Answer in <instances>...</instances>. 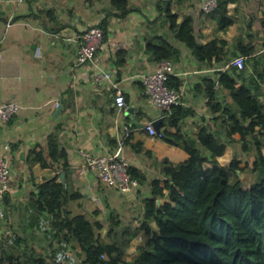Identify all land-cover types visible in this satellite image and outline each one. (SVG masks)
Segmentation results:
<instances>
[{"label":"crops","instance_id":"1","mask_svg":"<svg viewBox=\"0 0 264 264\" xmlns=\"http://www.w3.org/2000/svg\"><path fill=\"white\" fill-rule=\"evenodd\" d=\"M165 1H170L171 11L177 13V22L185 15L192 16L199 42L216 40L220 45L225 41L220 45L223 52L219 60L213 57L200 61L173 39L159 9ZM203 1L129 0L132 10L120 16L111 0H0V103L14 101L20 106L9 121L0 122V156L8 161L11 171L9 191L0 199V264H12L9 258L25 264H84L85 253L80 245L68 236L54 238L52 214L34 207L38 185L54 177L66 182L69 193L78 194L66 205L72 216L82 214L92 223H101L95 230L99 241L120 243L123 233L141 224L149 185L140 184L133 193L104 185L85 166L80 150L113 152L127 126L130 140L122 152L130 165L141 168L151 179L160 174L163 158L177 163L188 159L189 153L150 135L144 129L146 122L162 118L161 130L179 131L195 139L201 127H219L220 123L214 122L219 112L208 105L206 80L216 78L220 71L233 73L231 68L235 67L240 72L238 83L249 87L264 103V0L230 1L227 14L233 23L226 28L219 26L212 13L202 11ZM9 18L12 24L6 26ZM99 24L104 25L106 34L96 59L77 64L75 52L82 33ZM158 36L170 40L181 52L174 62L173 79L181 92L180 105L192 113L177 126L170 125L167 114L150 102L138 77L154 71L159 63L147 49V44ZM112 40L123 46L115 49ZM245 50L248 53H243ZM238 55L245 57L242 68L231 64ZM98 69L112 71L123 88L126 109L115 107L110 83L95 80ZM229 99L228 92L219 85L215 101L226 104ZM130 107L131 113L127 111ZM51 138L67 158L42 166L32 160L31 152L42 150L47 157ZM234 139L218 157L221 164L222 158L229 164L240 151V135L234 134ZM139 142L151 155L136 150ZM253 151L251 148L249 152ZM113 215L119 224L109 236ZM151 225L157 229L155 223ZM142 240V232L130 240L126 260L137 255Z\"/></svg>","mask_w":264,"mask_h":264},{"label":"trees","instance_id":"2","mask_svg":"<svg viewBox=\"0 0 264 264\" xmlns=\"http://www.w3.org/2000/svg\"><path fill=\"white\" fill-rule=\"evenodd\" d=\"M230 1L233 0H218L210 12L221 28L233 23V18L227 14ZM111 3L120 16L132 10L129 0H111ZM159 9L166 17L173 39L184 44L195 58L200 61L220 59L225 41L221 46L216 40L201 43L195 36L191 15L177 22L178 15L171 11L170 1H165ZM97 26L101 27L105 38L106 28ZM147 49L157 61L171 59L175 62L181 53L163 36L150 41ZM231 70L235 74L220 71L216 78L206 80L204 88L209 107L219 112L214 117V122L220 123L217 129L214 124L205 125L199 129L196 139L184 137L179 131L160 129L161 138L185 148L188 159L175 163L163 158L160 174L151 179L141 168L129 165L130 174L140 184L150 187L149 196L143 200L142 222L137 228L123 233L120 243L99 241L95 230L101 223H92L82 214L72 216L66 205L78 194L69 193L66 182H58L54 177L38 185V196L33 202L37 211L52 214L53 237L61 240L68 236L76 241L85 253L84 264H264V103L249 87L238 83L236 77L240 72L235 67ZM169 84L177 88L178 81L171 77ZM219 85L228 92L229 103L215 101ZM165 113L169 124L177 126L192 110L173 105ZM236 133L240 135L242 151L248 153L254 148L255 154L251 162L233 157L229 164L223 165L218 157L235 140ZM128 140L130 135L125 142ZM135 148L151 155L140 142ZM31 153L32 160L42 166L61 157L67 158L66 152L59 149L52 138L47 157L42 150L35 149ZM249 166L257 173V179L244 186L238 172ZM158 200L162 202L158 204ZM117 218L110 217L107 235L114 234L113 227L119 224ZM139 232L143 234V243L137 255L126 260L129 242ZM9 259L12 264H25L19 259Z\"/></svg>","mask_w":264,"mask_h":264},{"label":"built area","instance_id":"3","mask_svg":"<svg viewBox=\"0 0 264 264\" xmlns=\"http://www.w3.org/2000/svg\"><path fill=\"white\" fill-rule=\"evenodd\" d=\"M22 0H18L20 2ZM218 0H204L201 6L202 11L210 13L217 6ZM12 24L9 18L6 26ZM113 41V40H112ZM104 42L103 30L97 25L89 26L81 35L76 48V63L82 64L87 61H94L96 53ZM3 40L0 38V48ZM115 49L123 45L115 41L112 42ZM1 57V50H0ZM245 57L238 55L234 57L231 64L239 68L244 67ZM176 74L174 62L171 59L159 61L156 69L152 72L142 73L138 77L144 85L150 102L161 111H168L173 105H180L181 92L170 86L169 80ZM94 78L99 83H110L113 89V99L118 110L127 108V101L122 86L114 77L112 71L98 69ZM17 102L0 103V122L9 121L19 111ZM144 129L152 136L161 137L151 121L144 124ZM129 127L124 128V134L118 142V147L111 153L95 154L91 151L80 150L78 153L82 157L85 166L94 172L101 183L106 186L118 189L120 192L133 193L140 187V183L128 171L129 162L124 156L122 149L129 136ZM10 166L8 161L0 156V199L9 191L10 186Z\"/></svg>","mask_w":264,"mask_h":264},{"label":"rangeland","instance_id":"4","mask_svg":"<svg viewBox=\"0 0 264 264\" xmlns=\"http://www.w3.org/2000/svg\"><path fill=\"white\" fill-rule=\"evenodd\" d=\"M237 148H239L240 151L235 152V153H237V154L234 155L235 157L242 158V161H248V162L252 161V158H253V156L255 154L254 151L246 153V152L242 151L241 146H238ZM262 150H263V153H264V147L262 148ZM230 155L232 156V153ZM228 161L229 160H225L223 158L221 159V162L223 164H228ZM238 175H239V178L242 180V184L244 186H249L250 184H252L257 179V173L252 171L251 166L246 167L242 172H238ZM121 239H124V237L121 238ZM142 243H143V240L141 241L140 245Z\"/></svg>","mask_w":264,"mask_h":264},{"label":"water","instance_id":"5","mask_svg":"<svg viewBox=\"0 0 264 264\" xmlns=\"http://www.w3.org/2000/svg\"><path fill=\"white\" fill-rule=\"evenodd\" d=\"M127 111L131 113L133 111V107L128 108ZM130 117L132 118V115H130ZM161 121H162V118H158V119H155L152 122V124H153V126H154V128H155V130L157 132H160ZM138 124L141 125V126H143V123H138ZM161 202H162V200H158L157 201L158 204H160Z\"/></svg>","mask_w":264,"mask_h":264}]
</instances>
